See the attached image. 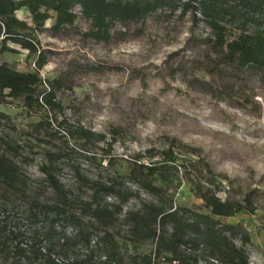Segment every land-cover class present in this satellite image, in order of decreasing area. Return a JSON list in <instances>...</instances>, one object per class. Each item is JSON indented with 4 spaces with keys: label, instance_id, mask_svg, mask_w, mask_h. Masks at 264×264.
I'll list each match as a JSON object with an SVG mask.
<instances>
[{
    "label": "trees",
    "instance_id": "trees-1",
    "mask_svg": "<svg viewBox=\"0 0 264 264\" xmlns=\"http://www.w3.org/2000/svg\"><path fill=\"white\" fill-rule=\"evenodd\" d=\"M76 6L91 24L85 35L104 41L116 21H143L160 8L180 14L190 11L193 18L199 14L212 31L210 59L236 70L264 69V0H0V51H14L10 43L35 56L33 69L27 71L0 62L1 99L19 101L26 110L56 105L52 85L44 86L39 73L44 53L16 11L24 8L36 28L52 12L51 29L58 31L74 24ZM205 86L214 91L211 83ZM6 117L0 112V119ZM41 128L43 123L28 134L43 140ZM71 135L81 147L104 140L103 134L83 127ZM5 145L0 148V264H248L247 231L241 223L223 219L252 211L254 190L240 200L222 198L220 183L199 158L186 157L178 163L168 148L150 152V157L161 155L150 162L139 155L116 159L107 143L106 165L119 164L125 173L115 170L105 179L89 178L70 164L88 190L76 195L59 178V163L70 159L67 146L44 149L40 176L31 178L26 170L31 159L16 143L5 141ZM184 184L199 203L176 202ZM140 190L149 199L140 197ZM131 198L136 203L126 207ZM120 240L134 250H121ZM145 245L150 249L141 251Z\"/></svg>",
    "mask_w": 264,
    "mask_h": 264
},
{
    "label": "rangeland",
    "instance_id": "rangeland-1",
    "mask_svg": "<svg viewBox=\"0 0 264 264\" xmlns=\"http://www.w3.org/2000/svg\"><path fill=\"white\" fill-rule=\"evenodd\" d=\"M74 11V24L58 31L51 29L52 12L36 28L24 8L16 11L30 25L27 32L44 53L39 73L44 86L52 85L56 105L26 110L19 101L0 98V112L7 116L0 119V148L5 141L20 146L31 159L26 164L28 175L37 178L43 150L67 146L70 159L59 163V178L76 195L88 190L70 164L89 178L105 179L115 170L125 173L119 164L106 165L107 143L116 159L139 155L150 162L161 157L157 153L150 157V152L168 148L178 163L186 157L199 158L220 183L222 198L240 200L254 190V209L223 221L242 224L249 235L248 264H264V69L236 70L210 59L212 31L199 14L193 18L190 11L180 14L160 8L143 21H116L107 41L85 35L90 21L78 6ZM8 45L15 50L0 51V62L32 70L35 56ZM202 81L211 83L214 91H207ZM40 123L43 140L28 134ZM78 127L103 134L104 140L81 147L71 135ZM185 145L195 152H188ZM139 195L149 199L143 190ZM175 200L200 202L186 184ZM136 201L131 198L126 207ZM119 242L121 250H134L126 241ZM149 249L150 245L140 248Z\"/></svg>",
    "mask_w": 264,
    "mask_h": 264
}]
</instances>
